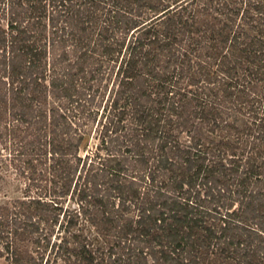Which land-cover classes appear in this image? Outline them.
<instances>
[{"label": "trees", "instance_id": "trees-1", "mask_svg": "<svg viewBox=\"0 0 264 264\" xmlns=\"http://www.w3.org/2000/svg\"><path fill=\"white\" fill-rule=\"evenodd\" d=\"M8 171L7 264H264V0H0Z\"/></svg>", "mask_w": 264, "mask_h": 264}, {"label": "rangeland", "instance_id": "rangeland-1", "mask_svg": "<svg viewBox=\"0 0 264 264\" xmlns=\"http://www.w3.org/2000/svg\"><path fill=\"white\" fill-rule=\"evenodd\" d=\"M4 179H0V193L2 197H13L22 193V182L18 180V177L13 171L4 172ZM0 264H7L4 257H0Z\"/></svg>", "mask_w": 264, "mask_h": 264}]
</instances>
